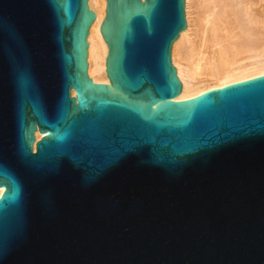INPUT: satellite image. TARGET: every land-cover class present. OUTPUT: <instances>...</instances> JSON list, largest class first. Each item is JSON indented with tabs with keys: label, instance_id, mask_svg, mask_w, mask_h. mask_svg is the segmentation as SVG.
<instances>
[{
	"label": "water",
	"instance_id": "95a60500",
	"mask_svg": "<svg viewBox=\"0 0 264 264\" xmlns=\"http://www.w3.org/2000/svg\"><path fill=\"white\" fill-rule=\"evenodd\" d=\"M108 2L112 87L90 0H0V264H264V76L175 101L187 0Z\"/></svg>",
	"mask_w": 264,
	"mask_h": 264
},
{
	"label": "bare ground",
	"instance_id": "6f19581e",
	"mask_svg": "<svg viewBox=\"0 0 264 264\" xmlns=\"http://www.w3.org/2000/svg\"><path fill=\"white\" fill-rule=\"evenodd\" d=\"M90 6L99 13L90 30V77L112 87L103 33L109 2L90 0ZM186 19L172 45V62L182 83L175 101L264 76V0H187ZM71 93L76 97L74 89ZM44 135L37 129L34 151ZM4 193L0 188V197Z\"/></svg>",
	"mask_w": 264,
	"mask_h": 264
}]
</instances>
